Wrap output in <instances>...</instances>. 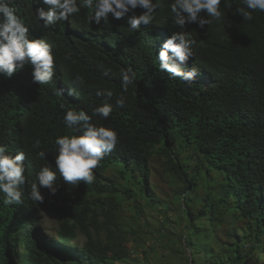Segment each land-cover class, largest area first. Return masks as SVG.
<instances>
[{"label": "trees", "instance_id": "1", "mask_svg": "<svg viewBox=\"0 0 264 264\" xmlns=\"http://www.w3.org/2000/svg\"><path fill=\"white\" fill-rule=\"evenodd\" d=\"M155 2L152 25L130 32L131 13L89 24L93 9L81 8L45 28L35 14L47 11L43 0H13L31 36L53 45L55 74L46 85L33 82L31 66L0 74V144L12 155L25 153L26 176L22 204L6 205L0 193V264L124 263L130 254L124 201H131L138 223L157 204L185 213L179 239L192 254L204 252V264H264V12L245 21L236 14L241 0H222L221 21L204 29L187 25L195 41L187 65L198 69L189 86L159 70L161 45L179 29L171 0ZM129 68L136 81L124 92L120 73ZM77 76L83 83H74ZM104 89L114 93L107 119L92 116ZM68 109L115 129L119 142L93 170L92 183L69 185L57 173V193L41 189L40 204L30 199L31 183L45 164L55 170V140L72 134L63 122ZM152 173L158 174L153 183ZM43 214L56 217V244L42 238ZM15 245L22 251L13 255Z\"/></svg>", "mask_w": 264, "mask_h": 264}, {"label": "clouds", "instance_id": "2", "mask_svg": "<svg viewBox=\"0 0 264 264\" xmlns=\"http://www.w3.org/2000/svg\"><path fill=\"white\" fill-rule=\"evenodd\" d=\"M241 2L243 7H238L236 14L245 21L253 19L254 11L264 12V0ZM12 3L13 0H0V74L11 77L26 66H31L33 82L38 85L49 84L55 74L53 45L44 38L31 36L29 27L24 19L17 15ZM221 3L222 0H171L170 13L173 24L179 31L172 32L161 45L157 56L160 71L167 72L170 78H178L191 86L198 69L194 66L188 68L187 65L193 54L192 45L195 43L186 30L187 25L196 24L198 28L204 29L205 25H210L213 21H221ZM43 4L47 6V11L37 8L35 14L36 20L43 21L45 28L67 20L69 16L79 13L81 8H92L93 14L89 17V24H99L101 18L107 20L109 14L114 19H120L131 13L128 21L130 32L138 31L141 24L152 25L156 18L155 13L160 8V4L155 0H43ZM138 8L142 10L139 14L135 11ZM120 78L121 88L127 92L129 85L136 81V73L130 68L123 69ZM74 83H83V78L77 76ZM113 94L110 89L97 92V96L104 97V102L92 109V116L102 119L110 116L113 111V105L110 103ZM124 103L125 97L121 95L116 100V105L122 107ZM63 122L72 134L59 136L55 140V170L51 164H45L37 173L36 180L31 183L30 199L40 204L45 200L41 189H47L48 194L52 196L57 193V173L69 185L75 186L80 181L85 184L92 183L95 179L93 170L119 142L115 129L94 125L91 123V116L83 110L68 109ZM39 144L40 141L36 140L33 146L38 147ZM45 154L44 151L37 153L41 159H45ZM24 159L23 151L12 155L7 145L0 144V193H3V203L6 205H20L23 202L21 186L26 183L25 166L22 164ZM42 238L46 244H56L52 234L46 238L44 230ZM20 247L15 245L11 253L19 254L22 247L19 253L17 248Z\"/></svg>", "mask_w": 264, "mask_h": 264}, {"label": "rangeland", "instance_id": "3", "mask_svg": "<svg viewBox=\"0 0 264 264\" xmlns=\"http://www.w3.org/2000/svg\"><path fill=\"white\" fill-rule=\"evenodd\" d=\"M152 174L151 182L153 183L158 174ZM158 188L162 192H167V186L165 184H161ZM131 206V201H124L122 204L121 215L124 223L127 225H124L122 230L128 240L127 246L130 254L124 263L119 264H148L146 261L147 258L150 261L149 264H185V259L188 260L187 264L206 263L204 261V252L201 251L200 253L192 254L191 248L179 239V236L186 234L183 225H181V219L185 218V213L183 215L179 211H172L170 207L168 208L171 211L167 212L165 206L157 204L149 208L144 213L143 219L138 223L131 218ZM41 221L45 226L44 235L48 238L51 236L53 228H56V217L50 214H43ZM141 238L145 239L141 240ZM166 238H168V241H166ZM172 238L174 241L169 242ZM82 242V237L79 236L74 241V244L81 245ZM20 250L21 247L19 249L17 248L18 253ZM141 252H144V254L142 255ZM69 264L78 263L75 261Z\"/></svg>", "mask_w": 264, "mask_h": 264}]
</instances>
